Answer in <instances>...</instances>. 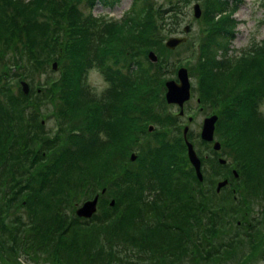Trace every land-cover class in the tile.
I'll list each match as a JSON object with an SVG mask.
<instances>
[{"label":"trees","instance_id":"obj_1","mask_svg":"<svg viewBox=\"0 0 264 264\" xmlns=\"http://www.w3.org/2000/svg\"><path fill=\"white\" fill-rule=\"evenodd\" d=\"M117 1L0 0V57H10L11 54H6L9 51L1 53L2 49H13L17 41L21 45L19 54L22 58L18 64L29 65L27 74L31 75L48 65L44 54L56 47L58 53H54L52 60H64L61 71H57V76L51 75L53 78L47 84H39L40 90L34 94L42 99L57 96L62 104L60 113L64 116L78 115L85 109L75 105L71 95L77 91L86 92L83 82L86 67L96 65L105 70L113 60L125 65L136 63L130 78L120 74L109 77L113 90L117 92L116 100L123 106L118 113L122 115L123 126L121 129L117 127L121 123L119 118L113 126L120 141H112L111 135V145L106 139L88 142L80 133L78 140L73 138L70 146L60 150L47 174L40 173L32 189L31 203L24 199L32 208L31 217L37 219L39 228L36 233L31 230L33 220L30 216L29 221L19 214L13 218L5 216L2 209L6 205H1L2 202L11 205L18 194L11 197L8 191L0 189L3 197L0 200V264H31L35 261L33 257L52 251L49 260L54 263L202 264L203 261H225L235 250L247 249L248 257L250 250L253 252L256 246H264V112L258 111L257 107L264 100V43L260 46L264 39L235 64H231L228 56L217 58L216 49L221 47L219 39L225 38L229 27L234 26L226 12L214 19L216 13L221 12L218 0H203L201 13L209 31L197 44L200 70L194 74L198 77V97L203 105H212L211 102L217 101L220 95L217 106L222 119L219 114L216 136L237 172L234 176L225 168L229 186L223 187L227 191L223 203H216L214 184L205 182L204 177L198 182L192 169L177 166L165 171L162 161L167 144L160 145L157 139L158 148L154 152L140 163L134 166L128 163L123 169L118 181L120 192L115 195L112 206L103 202L99 212L87 219L75 216L70 220L59 219L57 209L53 210L57 205L55 195L59 193L56 181L59 171L78 176V163L80 160L84 162L81 166L85 171L70 188L81 187L91 184L92 180L102 181L111 176L118 171V164L127 159L123 156L136 139L134 132L141 124L140 119L153 118L148 114L138 119L135 113L138 107L154 98V94L150 95L151 88L158 98L156 88H162L164 79L156 77L151 70L166 61L162 56L168 50L161 45V31L171 34L178 30L182 8L188 0H166L163 3L130 0L127 9L116 18L90 14L95 3L112 6ZM62 24L65 29L60 35ZM150 48H157L159 62L147 60L144 52ZM156 73H159L158 69ZM4 76L5 82L0 84V177L11 165L19 162L18 156L24 149L17 150L24 135L16 122L22 120L23 106L30 95V89L27 94H21L19 88L14 96L11 95L8 85L12 76ZM99 105L105 109L107 102ZM100 116V112L94 114L90 120L92 126L97 125ZM110 117L107 114L103 119L109 122ZM100 128L98 126L96 130ZM28 130L33 135L36 132L42 134V125L30 122ZM95 147H105L101 158H96ZM167 154L172 156L173 152ZM106 159L115 160L112 163L118 167L107 168ZM236 183L238 186L242 184L240 194L261 199L263 207H259L252 217L241 212V217H236L240 222L236 224V231L227 238L220 221L224 211L231 216L236 213L230 205L233 193L229 194L237 188ZM88 184L84 199L93 196ZM221 233L223 236L219 240ZM246 257L242 264H252L253 260L247 261ZM45 261L41 258L38 263L44 264Z\"/></svg>","mask_w":264,"mask_h":264},{"label":"rangeland","instance_id":"obj_2","mask_svg":"<svg viewBox=\"0 0 264 264\" xmlns=\"http://www.w3.org/2000/svg\"><path fill=\"white\" fill-rule=\"evenodd\" d=\"M156 1L158 3H163L166 0ZM194 1L199 2L198 17H193V13L191 10V5ZM218 1L220 3V10L230 11L229 19H231L230 22L234 26L229 27V29L227 30V33L229 34L227 35L226 39H219V44H221V47L220 49H216L217 58L219 57V55L226 56L228 54L235 53L236 51L246 52L249 47L264 38V0ZM128 4L129 0H118L116 4L109 7H99V5L95 4L93 6L94 8L91 10V13L95 15L98 11H101L103 14L106 13L107 15L116 18L121 15L122 11L127 9V7L129 6ZM203 5V0H189L187 2L186 6H184L183 8V12L180 17L181 20H179L178 25L180 30L183 25L189 26L190 24L191 28L190 31L187 33L188 41L186 43L182 42V44H179L178 47L172 50L166 48L168 51H165L163 49V52H165L163 53L162 58H165L166 60L167 69L165 71H162L161 73L152 72L156 75V77L159 76L161 79H173L175 77V67L177 66H172L173 60L179 58V62L182 64L184 63L182 67L186 68L188 78L191 79L192 84V87H190V89L192 90L191 97L186 102V106L183 108L184 111L181 115H177V107L175 109V107L168 105V103L164 101L163 85L162 88L160 86L156 88L157 90H159L160 99L158 98L157 93L155 94L154 88H151V90L153 91L150 92V95L154 94V98H152L146 104H143L140 107L137 106L139 110L135 114L137 115L138 119H140L142 116L146 117V115L148 114H150L153 118L151 120H148L147 118L145 119L143 117L142 119H140L141 124L137 127V130L134 132V136L136 137V139L135 141H133V143L129 145L128 149L126 150L127 152L123 156V158H127L129 152L133 151L136 146H139L138 148H141V144L144 142H146L148 147L152 146V140L150 139V137H148L151 135L146 136V139H144V137V141L142 139L140 140V143L137 142L138 138L143 137V133H151L154 130L160 131V129L166 128L168 131H170V134L167 137L166 141V155L164 156L162 161L163 169L166 171L167 169H170L172 167L181 166L184 167V170H191L192 165L190 164L187 154L185 153L186 145L183 142L182 131L183 127H186L184 134L185 140H189L192 143L194 152L197 153V155L200 154L198 157L201 158L198 169V174H201V179L197 178V174L195 173V171H193V175H195V178L198 182L201 181L204 177L205 182L211 181L212 184H214L213 190L217 195L215 197L216 203L220 205L223 203L222 198L227 193V186L225 189L221 188L216 191V181L220 182L222 176L228 179V173L225 171V168H229L228 171L233 168L235 175H237V172H235V164H233V162L229 163V156L227 155V153L224 152L225 148L221 145L222 143H220L219 149H221V152H223V154L218 152V150L214 151L211 147V143L203 138H200L198 135L199 131H197L199 124H201V119H203V117L207 116V114L211 112L210 115H215L216 117V121L213 124L212 128L213 135L216 141L221 142L220 138L216 136L217 132L215 131V128L218 127V116L219 114H221L220 109H218L217 106V101L218 103L220 102V95L217 96V101L216 99H214L211 102L214 104L215 107L212 108L213 104L203 105L201 103V99H199L198 97L200 91L199 86L197 87L198 77H195L194 74L196 71L198 73V70H200L199 62H197L198 59L196 56L199 53V49H197L199 45L197 44L201 42V40L206 36L209 31H206L207 26L206 23H204L203 13H201ZM229 7L230 9L233 8V10H230ZM218 16V13H216L215 19H217ZM64 29V24H62V27L59 32L60 35L63 33ZM161 36L163 37L161 41L162 45L164 42L163 40H165L169 36V34L164 31H161ZM14 43L15 46H13V49H2L1 53L9 51L6 54L11 55L10 57H0V70L3 71L0 72V84L2 82H5L6 76H4V74H10L12 76L10 84L8 85L11 87L10 94L14 96L18 91L17 88H19L21 92L19 82L24 81L26 86L30 89V95L26 99L25 106H23L24 108L22 110L21 117L22 120L18 119L19 121L16 122L17 124H20L24 135L22 139L23 141L17 148V150H22V148L24 149L18 156L19 162L15 165H11V167H9L8 170H5L2 176L0 177V189H4L5 192L8 191V194L11 197H13L15 194H18V196L11 205L7 206V201L6 203L5 201H3L1 205H6V208L2 209V212L5 213L6 217L9 216V218H13V216H18L19 214L22 216L23 219L29 221V216L31 217L30 211L32 208L29 207L28 204H26L24 199L28 200L31 203L30 199L33 195L32 189L35 187V184H37L36 180L40 177V173L47 174L49 168L53 167V162H55V159H58L60 150L62 151V148L70 146V142L72 141V139H70L69 137L67 138L68 134L74 129H80V131L85 137L90 138L88 131H86L85 129L86 126L84 121L89 120V118L91 120L92 117H94L95 113L100 112L101 116L99 117L98 125L101 128L99 130H96L93 136L99 140L106 139L108 145H111L112 137V141L114 140L118 143L120 139L118 135L115 134L113 126L115 125L114 123L117 122L118 118L121 120V123L117 127L121 129V127L123 126L122 115L118 114L121 113V109L123 108V106L116 100V97H118L116 95V91H114V93L109 95V97L107 98L106 96L100 97V92L104 88L109 86V81H106L104 76L99 71H96L95 67L92 66V68H89L86 71L87 77L85 82L88 83V85L90 86V90L87 93L83 92L84 94L79 93L77 91L76 93H72L71 95L74 97V104H78L81 107L84 106L85 109L82 110V112H80L78 115H62V113H60V105L62 104L59 103L60 100L57 98V96L42 99L41 96L34 94V91L39 92V84H47L49 80L53 78L51 75L57 76V71H61L62 63L64 60L61 58L58 59V61L52 60L54 53L57 54L58 50H56V47H54L53 51H46L44 55L49 61L48 65L43 67L42 70H35L31 73V75H28L27 72H29V65L28 67H26L22 63L18 64V62L22 61V58L19 54V46L21 48V45L17 41H15ZM263 43L264 40L262 41L260 46ZM211 44L212 46H214L213 43ZM148 51L155 52L156 54L158 52L157 48H150L144 53L147 54ZM51 62L55 63L54 71L50 70V66L52 64ZM123 64L124 62H121L119 63V66H122ZM12 71H14L13 75ZM156 77H154L153 80L156 79ZM154 82H156L158 85L161 84L157 80H155ZM212 96L215 95L213 94ZM106 102L107 106L105 105V107H107V109H104L102 105H99V103ZM257 107L258 111L260 110L264 112V100H262L257 105ZM108 111L109 113L113 114L112 117H110V124H108L109 122H107L106 119H103L107 115L106 113H108ZM170 119H177V121L170 122ZM186 119L188 120L186 121ZM219 119H222V114ZM33 121L34 123H40L42 125V134L44 136L42 134H39L38 132H36V135L30 133V131L28 130V125L30 122ZM167 123H169L170 126H168ZM148 124H152L154 126L152 131H148ZM50 127L53 128L50 129ZM76 139L78 140L79 137H77ZM81 145H86V147L88 146L85 143H82ZM47 146H49V148L45 150ZM95 148L96 150L94 151V154L96 155V158H101V154H103L105 147ZM169 151L171 153L173 152L172 156H168L167 152ZM83 155L84 153L81 154L78 159H80ZM104 156L105 155H103V157ZM174 157H177V160H174ZM220 157L224 159L225 163H216L217 158ZM159 159L160 157L158 158V161ZM112 161L115 160L106 159L107 168L110 169L112 166L118 167L119 165L118 171L114 172L111 176L103 178L102 181L92 180L90 182L91 184L87 183L91 186L92 194H98V203L96 205V210L94 211L95 213L99 212L100 206L103 202L113 200L115 195L120 192V189L118 188V181L120 179L119 177L123 169H126V167L123 166H126L128 164V161L127 159H125L123 164L121 163L118 165L113 164ZM84 164L85 163L81 160L78 163V176H71V173H69L68 170V173L66 174H63L64 170L59 171V173L57 174L56 181H58L59 184V193H56L55 195V201L57 205L53 210L57 209V212L60 216L59 219L63 217L65 220H70L73 216L78 218V216L74 212L78 205L81 204L82 200L84 199V194L87 190V184H85V186L82 185L81 187H70L78 181V177H80L83 171H85L81 166H84ZM64 169L66 170L65 167ZM235 185L237 186V188L232 192H229V194L231 195L233 193V196L231 198L232 202L230 205H232V208L236 211V213L231 216L228 214V212L224 211V217L220 221L222 223V227H224L223 234H227V238H229V236L231 235L230 233H234L236 231V224L239 225L240 223L239 219H236V217H241V212H245V215L247 217H252L255 216V211L262 206L261 199L250 198L239 193L242 184L238 186L236 183ZM101 190H104L103 193H101ZM2 199L3 197L0 193V200ZM31 218L33 220V226L31 230L32 232L36 233L39 228L37 225V219H35L34 217ZM251 220L253 221L254 217ZM223 234H220L219 240L221 239V236H223ZM247 252V249L245 251L235 250V252L231 256L227 257V260L225 261L218 260L215 263H213L212 261H203L202 264H242L243 260L247 256ZM52 253L33 257L35 261L33 260L31 264H40L38 262L39 260H41V258L46 259L44 264H68L66 262H51L50 260L52 258ZM246 258L247 261L251 258L253 260L252 264H264V246H256L253 252L250 250L249 256ZM182 264L189 263L182 262Z\"/></svg>","mask_w":264,"mask_h":264},{"label":"water","instance_id":"obj_3","mask_svg":"<svg viewBox=\"0 0 264 264\" xmlns=\"http://www.w3.org/2000/svg\"><path fill=\"white\" fill-rule=\"evenodd\" d=\"M193 13L195 17H198L199 9H198L197 4L193 5ZM183 30L186 31L187 26H184ZM184 39H185L184 36L182 37L171 36L165 40L164 46L171 49L175 47V45L182 42ZM147 58H149L150 61L156 60L155 55L152 51L148 52ZM52 68L53 69L55 68L54 62H52ZM176 77L178 78L177 82L174 80H168L165 82L166 91H165L164 96L167 102H172V103L176 102L178 105H181L182 102L185 101V99L188 97V94H189V89H188L189 82H188V78L186 74V68L180 67L176 72ZM19 85L21 86L22 93H25L27 91V86L25 82L20 81ZM215 118H216L215 115H210L203 119L204 121H203L201 130H200L201 137L207 141L210 140L212 137V134H213L212 128H213L214 122L216 121ZM184 131H185V128L183 129V138H184V143L186 144V153H187L188 160L190 164L193 165L194 171L197 174V178L201 179V174H198V169H199L198 159L195 153L193 152L191 143L185 140ZM213 148L218 149L219 143L214 142ZM219 162H223V159L220 158ZM225 182H226L225 179L221 180L220 182H217L216 190H218L221 187V185H224ZM95 200H96V196H93L92 199L84 201L81 206L75 209L76 214L81 217L83 216L89 217L95 209V203H96ZM110 204H112L111 201H110Z\"/></svg>","mask_w":264,"mask_h":264},{"label":"flooded vegetation","instance_id":"obj_4","mask_svg":"<svg viewBox=\"0 0 264 264\" xmlns=\"http://www.w3.org/2000/svg\"><path fill=\"white\" fill-rule=\"evenodd\" d=\"M162 65H163V62H162V64L160 65V67H162ZM135 66H136V63H134L133 65H132V68L130 69L131 70V72H133V69L135 68ZM166 70V68H164V71ZM112 93H114L113 91H111L110 93H109V95H111ZM109 95L107 96V97H109ZM185 106H186V104H185ZM109 114V113H108ZM109 116H110V114H109ZM84 123H85V126H86V128L89 130V128H90V118H89V120H85L84 121ZM168 124V126H170L169 125V123H167ZM83 126V125H82ZM199 128H200V124H199V126H198V129H197V131H199ZM148 131H152V129L151 130H148ZM170 131H168L166 128L165 129H160V131L158 130L156 133H154V134H149V133H143V137L142 138H140V140H142L144 137V139H146L147 137L146 136H148V135H151V136H148V137H150V139L151 140H153L154 138H157L158 140H159V144L160 145H165L166 144V141H167V137L169 136V133ZM200 132V131H199ZM199 135V134H198ZM144 139H143V141H144Z\"/></svg>","mask_w":264,"mask_h":264},{"label":"bare ground","instance_id":"obj_5","mask_svg":"<svg viewBox=\"0 0 264 264\" xmlns=\"http://www.w3.org/2000/svg\"><path fill=\"white\" fill-rule=\"evenodd\" d=\"M76 214V213H75ZM89 220V219H88Z\"/></svg>","mask_w":264,"mask_h":264}]
</instances>
